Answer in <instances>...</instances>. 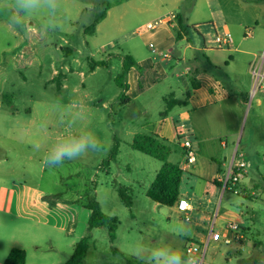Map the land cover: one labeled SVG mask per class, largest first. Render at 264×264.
Masks as SVG:
<instances>
[{"label":"rangeland","instance_id":"1","mask_svg":"<svg viewBox=\"0 0 264 264\" xmlns=\"http://www.w3.org/2000/svg\"><path fill=\"white\" fill-rule=\"evenodd\" d=\"M197 1L206 8L207 0ZM193 3H177L176 0H63V27L46 36L10 30L0 16V264H4L14 248L27 252L26 264H66L81 240L73 238L67 231L10 213L13 189L18 190L14 207L17 212V202L23 198L22 192L19 193L23 185L46 190L51 193L50 198L69 201L66 203L72 206L78 204L73 202L78 200L77 209L80 205L87 206L90 199L95 198L106 214L118 218L114 242L109 239L106 228L91 232V244L82 264H145L136 257V248L142 244L153 245L161 238L185 253L191 242L200 244L206 249L204 264H261L264 260L263 182L256 189L257 196L252 194L251 184L246 185L247 190L239 188L238 193L221 188L213 204L211 219L204 221L200 216L206 211L204 198L212 195L211 186L196 180L195 175L184 174L182 189L197 194L192 199L196 209L191 212V221L188 222L176 209L147 197V190L162 162L132 147L137 134L157 133L171 99L179 102L185 99L183 81L187 77V66L192 65L193 60L190 64L182 60L181 39H176L180 29L164 24L162 18L171 11L181 13L184 18ZM104 11L107 15L96 31L86 33ZM148 20L157 22L155 29L147 27ZM38 22L39 18L32 20L33 24ZM186 23L183 19L188 41L203 46L202 32L200 34L195 26L188 27ZM249 30L254 36L247 37L246 31H240L231 50L250 51L261 60L264 58V31L254 25ZM212 33L206 47L217 50L220 61L227 58L228 53L237 54L234 50L223 52L216 49L214 29ZM154 35L158 37V42H154L157 52L146 47ZM111 41L115 44L112 48ZM188 52L191 57L192 52ZM134 55L151 62L153 75L145 97L141 101L126 103L118 79L124 72L125 60L128 56L134 58ZM199 58L205 67H209L207 51ZM258 65L252 67L250 72L253 75L245 71L246 67L240 61L228 69L222 65L215 71L229 88L237 85L245 96L248 95L244 113L227 121L232 127L239 125L237 143H242L240 153L261 146L253 141L247 143L252 116V83L256 81ZM160 67L166 70L170 80H163L164 75L158 70ZM170 85L173 94L166 90ZM144 108L147 114L143 113ZM182 109L183 105L179 103L174 106V113ZM76 110L82 111L84 118L73 125V129L85 127L92 130L100 138L103 149L50 168L44 163V157L55 138L67 133L65 125L74 118ZM169 145L168 161L177 163L183 150L178 143ZM259 166L263 167V164ZM249 170L248 176L257 178L256 168ZM121 188L126 189L131 197V207H127L120 197ZM21 208L22 211L24 207ZM226 212L250 218L240 221L241 229L251 244L254 240L262 241L259 250L252 253L248 247L242 250L235 244H225L230 235L228 224L239 221H223L221 215ZM181 222L191 225L190 235L177 237L173 234L172 229ZM86 234L87 229L84 236Z\"/></svg>","mask_w":264,"mask_h":264},{"label":"crops","instance_id":"2","mask_svg":"<svg viewBox=\"0 0 264 264\" xmlns=\"http://www.w3.org/2000/svg\"><path fill=\"white\" fill-rule=\"evenodd\" d=\"M183 1L185 0H176L177 3ZM206 3V8H203L196 0L193 3L190 13L184 18L181 13L174 11H171L170 14L162 18L164 24H172L175 28L180 29L181 41L179 45L183 48L182 60L190 64L192 63V59L193 63L187 66V77L183 81L185 99L181 102L171 99V103L167 105V110L164 113L165 119L163 120V124L157 133H155V136L166 140L169 144H179L177 137L178 123L185 121L187 126L192 129L197 160L184 174L195 175L196 180L204 181L207 185L211 186L212 195L204 198L206 211L200 216V220L204 221L211 219L210 215L213 211V204L221 190V187L216 185L215 182L222 184V178L232 166L235 169L242 168L246 172L245 177L239 182L238 188L242 187L244 190H247L246 185L251 184V192L254 196H257L256 189L260 186L261 182L264 183V93L258 91L254 94V80L252 83V104L250 110L252 111V116L247 135V143L253 141L258 143V146L259 144L261 146L240 153L239 146L242 143H237L239 136L237 129L239 125L236 124L237 128L236 125L232 127L227 121L237 114L244 113L248 95L245 96L242 89L237 85L229 88L215 72L217 69H221L220 66L222 65H224L225 69H228L240 61L244 63L246 67L245 71L253 75V72H250L252 67L259 63V71L263 59L260 60L259 56L250 51L231 50L233 47L226 50L216 46L215 48L220 51L231 52L234 50L237 53H228L227 58L220 61L216 54L218 53L216 52L217 50L213 51L210 47H206L208 36L213 34L212 29H214L216 35L231 33L234 42L233 46L236 40L235 37L240 31L245 32L254 25L258 26V29L263 32L264 4H246L242 0H207ZM172 15L176 16V18L170 21ZM178 15H180L182 23L183 19H185L188 27L195 26L197 32L200 34L202 32L203 46L188 41L187 32L181 30L179 20L177 19ZM149 23L153 22L148 20L146 24L148 25ZM153 38L152 41L147 42L146 47L150 42H158L157 35H154ZM114 45V42L111 41L110 48L114 47ZM188 51L192 52L191 57L188 56ZM205 51L208 52L209 67H205L204 62L199 58L200 54H204ZM134 56V58L132 56L130 57L135 61V65L129 69L123 81H121V84L125 86L123 89V101L126 103L141 101L145 97L150 90L149 81L153 75V71L150 70L151 62L148 59H139L137 55ZM139 69L141 70L140 72ZM194 69L195 73L193 74ZM158 70L164 75V81L171 79L166 75V70L163 67H160ZM166 90L170 94L174 92L171 85ZM179 103L183 105V109L174 113V106ZM169 106L172 108L168 111ZM143 113H148L146 108H144ZM245 130L241 141L245 136ZM181 149L183 150L182 147ZM182 155V158L175 164L181 166L184 161V151H182ZM260 163L263 164V167L259 166ZM254 167L257 170V178H250L248 176L250 172L249 168L254 169ZM187 180L190 181L191 179ZM20 188L19 193L22 192L23 198L20 203L19 200L17 202L16 206L18 211H14L16 204L15 195L18 191L14 187L13 197L9 207L10 213L49 228L59 229L62 232L67 231L70 236L72 235L73 238L78 240L84 236L91 214L89 210H87L88 212L85 211L86 206L80 205L77 209L76 205H79L78 200L73 201L78 204L74 203L75 206H72L66 203L69 201L50 198L51 193L46 190L44 191L40 188L25 185ZM24 193L26 197H24ZM196 196V192L190 194L184 191L181 183L179 199L189 200L193 207L192 211L196 209L192 203V199ZM21 207H24V211H21ZM170 208L176 209L175 206ZM248 218L227 212L221 215L223 221L229 219L244 221V219ZM203 242L204 240L201 241L202 244ZM247 247L252 249L251 252L254 253L262 247V241L259 239L254 240L251 244L246 238L243 243V248L246 249Z\"/></svg>","mask_w":264,"mask_h":264},{"label":"clouds","instance_id":"3","mask_svg":"<svg viewBox=\"0 0 264 264\" xmlns=\"http://www.w3.org/2000/svg\"><path fill=\"white\" fill-rule=\"evenodd\" d=\"M62 8L63 0H0V16L10 30L31 31L42 36L63 27ZM34 18H39L37 24L32 23ZM83 118V112L76 110L74 118L65 125L67 133L57 136L49 147L44 157L47 166L55 168L90 152L102 151L103 144L92 130L85 127L73 129V125H77ZM191 231V225L186 222L178 223L172 229L177 237L188 236ZM135 255L144 260L145 264H202L198 249L185 253L163 238L153 245H140L136 248ZM261 264H264V260Z\"/></svg>","mask_w":264,"mask_h":264},{"label":"trees","instance_id":"4","mask_svg":"<svg viewBox=\"0 0 264 264\" xmlns=\"http://www.w3.org/2000/svg\"><path fill=\"white\" fill-rule=\"evenodd\" d=\"M186 2H193L194 0H185ZM246 4H264V0H242ZM107 12H102L95 22L86 29V33H94L97 25L106 17ZM181 30H183V23L180 15L177 16ZM181 37V31L178 32V38ZM135 65V61L132 57L128 56L124 62V72L119 77V84L122 89L125 88L122 79L128 73L129 69ZM172 107H168V111ZM132 147L134 150L151 156L162 162V166L158 171L153 183L147 190V197L153 202L166 207H173L179 200L180 187L184 172L181 170L178 164L168 161L171 153V147L169 143L155 135L137 134L134 137ZM216 185L223 188V184L215 182ZM120 197L127 207L132 206V199L127 193V190L121 188L119 190ZM87 209L90 211V217L88 220L87 234L81 238L76 244L73 255L69 258L66 264H82L85 260L86 253L91 244V232L95 229L106 228L108 231L109 239L114 242L117 238V229L119 220L117 217L106 214L100 203L91 198L87 204ZM27 252L24 249L14 248L10 251L4 264H26Z\"/></svg>","mask_w":264,"mask_h":264},{"label":"built area","instance_id":"5","mask_svg":"<svg viewBox=\"0 0 264 264\" xmlns=\"http://www.w3.org/2000/svg\"><path fill=\"white\" fill-rule=\"evenodd\" d=\"M176 16L172 15L171 20H174ZM169 21V20H167ZM157 25V22L155 23H149L147 27L149 29H154ZM247 37L253 36L252 30H246L245 32ZM214 43L216 46L220 49H229L233 47V37L231 33H224L223 35L217 34L214 39ZM148 49L152 52H157V48L154 45L153 42H150L148 44ZM256 81L254 86V94H256L258 91H262L264 93V58L261 63L260 70L256 72ZM177 137L178 142L180 146L183 148L184 151V161L181 164L180 168L183 172H186L197 160V152L194 147V137L192 129L189 128L185 121H181L178 123L177 127ZM245 170L242 168L235 169L233 166L230 168L228 173L222 178V184H223V190L227 191H233L234 193L239 192L238 184L239 182L245 177ZM176 208V211L184 216L186 221H191V211L193 209L191 203L187 199H179L176 204L174 205ZM227 230L230 233V235L226 238L225 244H235L239 248H243V243L246 240V236L243 233L241 229V223L240 221H233L228 224ZM216 238L217 236L214 235ZM198 249L199 254L202 257V264L205 263V257H206V249L204 250L203 247L196 243L191 242L190 245L186 248V253H188L191 250Z\"/></svg>","mask_w":264,"mask_h":264}]
</instances>
